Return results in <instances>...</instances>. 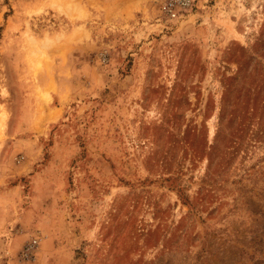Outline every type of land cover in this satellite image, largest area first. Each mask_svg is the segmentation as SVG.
I'll return each instance as SVG.
<instances>
[{
  "label": "rangeland",
  "instance_id": "rangeland-1",
  "mask_svg": "<svg viewBox=\"0 0 264 264\" xmlns=\"http://www.w3.org/2000/svg\"><path fill=\"white\" fill-rule=\"evenodd\" d=\"M161 2L0 0V264H264V0Z\"/></svg>",
  "mask_w": 264,
  "mask_h": 264
},
{
  "label": "built area",
  "instance_id": "built-area-1",
  "mask_svg": "<svg viewBox=\"0 0 264 264\" xmlns=\"http://www.w3.org/2000/svg\"><path fill=\"white\" fill-rule=\"evenodd\" d=\"M192 4L193 0H162L160 7L166 17L173 19L184 16L191 9ZM37 244V238L30 239L22 247L20 256L24 259L33 258Z\"/></svg>",
  "mask_w": 264,
  "mask_h": 264
},
{
  "label": "crops",
  "instance_id": "crops-1",
  "mask_svg": "<svg viewBox=\"0 0 264 264\" xmlns=\"http://www.w3.org/2000/svg\"><path fill=\"white\" fill-rule=\"evenodd\" d=\"M58 112V111H57ZM1 176V175H0ZM1 178V177H0ZM4 196H3V194L2 193H0V198H3Z\"/></svg>",
  "mask_w": 264,
  "mask_h": 264
}]
</instances>
